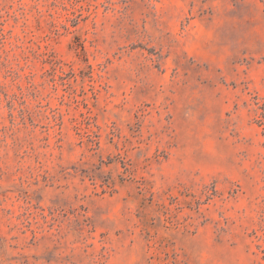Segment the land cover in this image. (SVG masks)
Returning a JSON list of instances; mask_svg holds the SVG:
<instances>
[{
  "label": "rangeland",
  "instance_id": "374dc122",
  "mask_svg": "<svg viewBox=\"0 0 264 264\" xmlns=\"http://www.w3.org/2000/svg\"><path fill=\"white\" fill-rule=\"evenodd\" d=\"M0 264H264V0H0Z\"/></svg>",
  "mask_w": 264,
  "mask_h": 264
}]
</instances>
